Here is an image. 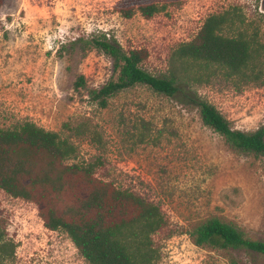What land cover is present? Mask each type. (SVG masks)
Returning a JSON list of instances; mask_svg holds the SVG:
<instances>
[{
    "label": "rangeland",
    "instance_id": "obj_1",
    "mask_svg": "<svg viewBox=\"0 0 264 264\" xmlns=\"http://www.w3.org/2000/svg\"><path fill=\"white\" fill-rule=\"evenodd\" d=\"M163 1L165 8L146 19L138 11L121 16L120 0H3L0 128L32 120L74 145L66 163H93L98 177L158 205L166 224L153 234L161 253L156 264H264L263 254L199 246L191 234L218 217L264 241L263 156L230 148L180 91L137 84L110 96L106 107L89 93L118 75L96 38L125 51L145 48V70L174 67L182 76L173 51L207 16L227 8L244 20L231 33L239 27L255 36L264 60V0ZM187 74L185 91L215 105L232 127H264V83H237L196 64ZM2 243L0 264H88L67 232L44 227L33 201L0 190Z\"/></svg>",
    "mask_w": 264,
    "mask_h": 264
},
{
    "label": "trees",
    "instance_id": "obj_2",
    "mask_svg": "<svg viewBox=\"0 0 264 264\" xmlns=\"http://www.w3.org/2000/svg\"><path fill=\"white\" fill-rule=\"evenodd\" d=\"M166 3L120 0L118 11L125 18L138 11L148 19ZM240 15L232 8L210 14L195 37L176 47L173 56L182 76L174 67L162 74L145 70L141 66L145 48L125 51L117 42L96 38L95 44L112 56L118 75L90 88L91 97L106 107L110 96L137 84L169 95L180 91L199 108L202 123L221 134L230 148L264 157L263 126L253 131L232 127L215 105L188 94L184 87L193 64L237 83H264L262 44L246 29L236 27L237 32L231 33L238 22L244 23ZM82 83L83 75L76 85ZM143 127L147 129L145 123ZM74 154L71 142L32 120L0 128V190L33 201L44 227L67 232L88 264H156L161 253L153 234L166 224L158 205L98 177L93 163H66ZM193 229L199 246L245 248L264 255V241L248 237L232 221L210 217ZM0 247L6 251L7 244Z\"/></svg>",
    "mask_w": 264,
    "mask_h": 264
}]
</instances>
